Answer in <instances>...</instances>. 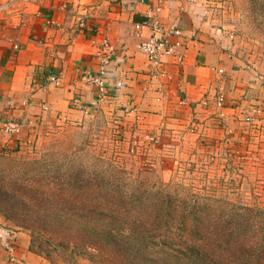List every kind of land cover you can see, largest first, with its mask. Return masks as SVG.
I'll return each mask as SVG.
<instances>
[{"label":"rangeland","instance_id":"1","mask_svg":"<svg viewBox=\"0 0 264 264\" xmlns=\"http://www.w3.org/2000/svg\"><path fill=\"white\" fill-rule=\"evenodd\" d=\"M194 3L205 37L227 59L215 94L188 117L137 114L130 121L129 112L84 109L0 151V227L15 248L23 232L42 244L49 264H99L96 255L72 258L73 242L66 254L57 253L56 238L63 246L73 237L90 240L91 218L118 216L124 235L148 238L144 264H167L182 244L202 250L210 264L258 261L253 253L264 248V0ZM232 70L251 74V85L227 102ZM0 246L10 262L23 264L12 260L6 241ZM181 261L191 264L188 254Z\"/></svg>","mask_w":264,"mask_h":264},{"label":"crops","instance_id":"2","mask_svg":"<svg viewBox=\"0 0 264 264\" xmlns=\"http://www.w3.org/2000/svg\"><path fill=\"white\" fill-rule=\"evenodd\" d=\"M197 10L194 0H0V151L24 145L40 128L84 109L129 112L126 118L135 121L137 114L188 117L195 104L202 108V99L219 87L217 69L227 59L205 37ZM149 18L182 31L169 39L181 41L182 59L165 56L159 78L139 48L151 30L137 24ZM104 38L118 53L106 67L100 98L94 78L100 75ZM232 72L227 102L241 99L251 85V74ZM9 119L23 125L18 135L1 130ZM30 244L18 232V262L49 264ZM0 264L20 263L10 262L0 246Z\"/></svg>","mask_w":264,"mask_h":264},{"label":"trees","instance_id":"3","mask_svg":"<svg viewBox=\"0 0 264 264\" xmlns=\"http://www.w3.org/2000/svg\"><path fill=\"white\" fill-rule=\"evenodd\" d=\"M166 201L167 200H165V203ZM168 220L169 219H166V222H169ZM181 220L182 218H180V223ZM90 221L93 223L91 231L88 233V235L91 236L90 240H85L83 238V244L80 238L77 237L75 239V237L72 236V240H68L69 243L63 241L68 244L67 246H63L60 239L56 238L57 253L60 252L66 254V251L69 248L68 246L73 242L74 246L71 247L70 251L72 258L75 256L89 258L88 256L92 257L93 255H96L97 257L95 258H98L101 262L99 264H144L141 262V260L145 258L141 253V249L149 246L147 237H144L143 240L139 238V235H136L135 232L130 236L124 235L121 230V224H123L122 219L118 216H112L109 218L96 217L91 218ZM238 223L240 227L245 225L244 220H240ZM30 245V249L33 252L41 256L45 254L44 250H42V244L37 243L33 238ZM92 248L93 251H89V249ZM179 248V253L173 255L174 260L171 259L167 264H185L184 261H181V254H188L189 259H191V264H210L211 259H209L202 250L193 247L190 248V246H183V244ZM106 254H109L111 258H104V255ZM253 254L254 258L258 260L255 264H264V248L255 250ZM46 255H49V253H46ZM183 258L184 257L182 256V259Z\"/></svg>","mask_w":264,"mask_h":264},{"label":"built area","instance_id":"4","mask_svg":"<svg viewBox=\"0 0 264 264\" xmlns=\"http://www.w3.org/2000/svg\"><path fill=\"white\" fill-rule=\"evenodd\" d=\"M137 28H150L151 37L148 40L143 41L139 48L140 51L147 57L149 64L153 67L152 70L154 72V76L159 78V76L165 75V72L161 69L163 68L162 63L165 56L170 55L177 57V59H182V55L179 50V47L182 46L181 41H169L171 37L181 36V29L176 27H167L157 18H149L142 23H138ZM100 52L101 70L100 75L94 78V82L99 87V92L101 95L100 98H103L106 90V80L104 78L106 74V67L115 59V55L118 52L116 46L108 38H104L102 40ZM224 71L225 70L223 68L218 69L219 73H223ZM52 79L55 80V77ZM224 102V95H220L217 99V105L222 106ZM22 126L23 125L19 121L9 119L4 121L1 130L5 134L13 136L18 135L21 132ZM3 238H6V240ZM3 240L6 241V247L10 257L12 260H15L14 256L16 248L12 240V235L9 233V231L0 227V242Z\"/></svg>","mask_w":264,"mask_h":264}]
</instances>
